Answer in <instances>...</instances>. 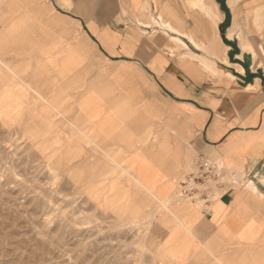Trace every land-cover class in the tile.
I'll list each match as a JSON object with an SVG mask.
<instances>
[{"label":"crops","instance_id":"crops-1","mask_svg":"<svg viewBox=\"0 0 264 264\" xmlns=\"http://www.w3.org/2000/svg\"><path fill=\"white\" fill-rule=\"evenodd\" d=\"M18 1L29 8L20 16L27 24L20 32L25 43L35 40L37 56L50 50L54 57L51 65L43 64L50 69L43 82L56 83L55 92L67 94L68 113L83 123L91 141L77 130L68 131V138L116 156L162 198L172 196L198 157L206 158L215 183L200 193L202 207L187 206L188 227L173 239L189 245V262L208 244L222 258H258L256 264H264V60L255 48L254 59L245 54L249 62L245 55L238 63L229 60L238 65L228 68L232 78L217 60L214 74L189 56L203 53L187 39V47L163 35L149 39L145 23L155 14L154 0ZM156 2L165 10L173 0ZM225 2L231 13L225 33L237 25L253 46L240 23L238 0L232 6ZM258 8L264 12V3ZM219 10L221 27L226 14ZM183 20L179 16L175 23L182 26ZM226 39L237 55V43ZM259 49L264 56V46ZM64 66L67 73L58 74ZM75 83L84 87L76 91ZM215 191L218 196L209 199ZM167 235L165 230L162 240Z\"/></svg>","mask_w":264,"mask_h":264},{"label":"rangeland","instance_id":"rangeland-1","mask_svg":"<svg viewBox=\"0 0 264 264\" xmlns=\"http://www.w3.org/2000/svg\"><path fill=\"white\" fill-rule=\"evenodd\" d=\"M195 1L173 0L160 10L154 0L150 20L160 21L162 13L183 32L184 43L166 36L169 41L178 47H187L186 39L198 45L203 54L188 52L189 56L214 74L217 60L221 72L234 78L228 68L238 66L232 62L239 59L229 50L232 62L224 60L226 28L221 32L218 24L220 37L211 32L216 37L212 58H204L207 20ZM261 3L264 0H238L237 8L248 40L258 59L264 60L259 49L264 46V12L257 18L255 13ZM27 5L0 0V264H256L258 258H222L208 244H202L199 257L189 262V245L173 239L188 227L187 206L202 207L199 195L211 184L191 183L195 194L186 197L180 192L182 176L172 196L162 198L143 186L116 156L68 138V131L89 135L77 116L68 113L67 94H57L56 83L42 80L50 75L43 64L51 65L54 57L50 50L37 56L35 40L25 43L20 32L27 24H21L20 16ZM179 16L184 18L182 26L175 23ZM146 33L149 39L160 35ZM66 73V66L58 71ZM75 86L76 91L84 87ZM61 90L66 92V85ZM217 196L215 191L209 199ZM165 230L168 235L162 240Z\"/></svg>","mask_w":264,"mask_h":264},{"label":"bare ground","instance_id":"bare-ground-1","mask_svg":"<svg viewBox=\"0 0 264 264\" xmlns=\"http://www.w3.org/2000/svg\"><path fill=\"white\" fill-rule=\"evenodd\" d=\"M195 2H197L196 3L197 7L200 8L201 11H203L204 17L207 20L206 42L208 45V48H207L208 50L206 52L208 54V57H204V58L210 59V58H212V53H211L212 41L214 39H216V37H218V36L220 37V33H219V30L217 29V26L222 20V12L217 8L218 4L214 0H196ZM226 2L228 4V6H231L235 2V0H226ZM262 11H263V9H261V8L256 9V11H255L256 12V18L260 16ZM160 15H161L160 21L156 22L153 19L152 21L150 20V21L145 23L146 24L145 26L148 28L147 30H145V32L158 33V34L163 35V36L173 37V38L177 39L178 42L184 43L182 30L179 29L178 27H176L174 24L169 23V21L166 20L165 16L162 15V13ZM140 25H143V24L140 23ZM213 31L216 34V37H215V35H213V37H212L211 32H213ZM225 38H228L230 40H234L237 43L236 45L238 46V48L240 50L239 53L236 55L238 58H242L243 55H245V54H249V55L251 54L252 59H254L255 51L253 49V46L243 38L241 32H239V30H238L237 25H233L227 30V32L225 33ZM191 39H192V41L195 42V38L193 36L191 37ZM194 46H196V45H194ZM225 48H226V56H225L224 60H225L226 64H228V61H229L228 60V51L230 50V48L227 45ZM225 67H228V66H225ZM228 71H229V69H228ZM246 186L252 187V188L254 187L253 182L250 180H247Z\"/></svg>","mask_w":264,"mask_h":264},{"label":"built area","instance_id":"built-area-1","mask_svg":"<svg viewBox=\"0 0 264 264\" xmlns=\"http://www.w3.org/2000/svg\"><path fill=\"white\" fill-rule=\"evenodd\" d=\"M193 168V172L183 177V179L179 182V186L181 187L180 192L186 197H192V195L195 194V189L191 183L214 184L216 180L214 166L206 158L198 157L193 164ZM199 198H201L202 200L203 197L201 196V194L199 195Z\"/></svg>","mask_w":264,"mask_h":264},{"label":"trees","instance_id":"trees-1","mask_svg":"<svg viewBox=\"0 0 264 264\" xmlns=\"http://www.w3.org/2000/svg\"><path fill=\"white\" fill-rule=\"evenodd\" d=\"M219 4H220V7L221 9L225 12L226 14V19L225 21L223 22V24L221 25V32L224 31V29L228 26L229 22H230V13H229V10L228 8L225 6L224 4V1L223 0H216ZM224 42L228 45H230V42H228L227 40H224ZM238 50L235 49V53L237 52Z\"/></svg>","mask_w":264,"mask_h":264},{"label":"water","instance_id":"water-1","mask_svg":"<svg viewBox=\"0 0 264 264\" xmlns=\"http://www.w3.org/2000/svg\"><path fill=\"white\" fill-rule=\"evenodd\" d=\"M244 59L246 60V62H249V60H250L248 55H245Z\"/></svg>","mask_w":264,"mask_h":264}]
</instances>
